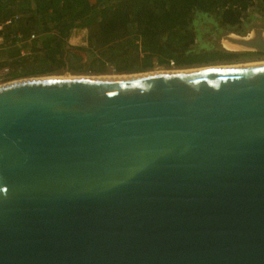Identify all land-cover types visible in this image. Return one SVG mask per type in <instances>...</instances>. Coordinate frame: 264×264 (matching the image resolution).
<instances>
[{"label":"water","instance_id":"1","mask_svg":"<svg viewBox=\"0 0 264 264\" xmlns=\"http://www.w3.org/2000/svg\"><path fill=\"white\" fill-rule=\"evenodd\" d=\"M139 73L0 85V264H264V62Z\"/></svg>","mask_w":264,"mask_h":264},{"label":"trees","instance_id":"2","mask_svg":"<svg viewBox=\"0 0 264 264\" xmlns=\"http://www.w3.org/2000/svg\"><path fill=\"white\" fill-rule=\"evenodd\" d=\"M254 7L264 12V0H0V17L19 15L0 31L1 45L7 47L0 56L9 58L13 76L55 71L75 50L68 39L82 27L87 29L84 50L96 51L105 60L94 57L87 64L76 63L71 67L77 71L103 72L108 63L124 72L145 71L157 63L169 66L171 61L178 66L228 61L239 54L221 47L192 50L197 40L194 20L209 15L219 30L238 31L246 26ZM173 14L170 29H163V21ZM18 31L38 35L25 43L28 53L24 55L10 46Z\"/></svg>","mask_w":264,"mask_h":264},{"label":"rangeland","instance_id":"3","mask_svg":"<svg viewBox=\"0 0 264 264\" xmlns=\"http://www.w3.org/2000/svg\"><path fill=\"white\" fill-rule=\"evenodd\" d=\"M248 18L246 19V25L248 26L249 23H257L264 26V12L259 10L258 7H254L251 10H249ZM171 19V21H169ZM174 14L169 17L168 20L163 21V29H170V24L174 20ZM193 27L196 30L197 33V40L194 45H192V50H195L197 52H204L208 50H212L217 47L223 46V39L227 32V30H219L216 28L215 20L213 17L209 15H201L199 17H196L194 20ZM223 35V36H222ZM69 45L72 47H75L74 51L79 54L80 57L83 58V60H80L81 63H89L90 59L94 57H99V59L105 60V58L102 55L96 54L98 52H88L84 50L87 46V29L85 28H78L75 30L73 35L68 39ZM225 46V45H224ZM82 49V51L77 50ZM73 50V49H72ZM26 53H28L26 51ZM96 55V56H95ZM264 61V55H251L248 57L238 58V59H232L228 61L224 60H215L210 62H202V63H194L191 65H183L178 66L175 64V62L171 61V64L169 66H162L160 64H156L151 69L145 70L146 72L149 71H155V70H176V69H185V68H195V67H204V66H226V65H233V64H246L251 62H262ZM110 62V61H109ZM111 63V62H110ZM95 67H99L98 64H94ZM143 71V72H145ZM12 69L10 68V72L6 77H3L0 79V84H5L8 82L24 79V78H43L45 76H60V75H116V74H132V73H139L142 71H124V72H117L115 70V67L111 64H107L106 70L103 72H96V71H89V70H74L67 66V64L63 65L60 69H57L52 72L47 73H39V74H30L26 76H13Z\"/></svg>","mask_w":264,"mask_h":264},{"label":"built area","instance_id":"4","mask_svg":"<svg viewBox=\"0 0 264 264\" xmlns=\"http://www.w3.org/2000/svg\"><path fill=\"white\" fill-rule=\"evenodd\" d=\"M19 18L18 14L15 15H6L0 17V31L3 30L6 26H9L16 22V20ZM38 35L35 32L29 33L27 36L24 35L23 32L18 31L15 35V41L14 43L10 44L17 47L19 49L20 54L24 55L26 54L27 49L25 48V43L28 41H32L36 39ZM4 41L3 36L0 34V50H3L6 46L1 45ZM7 48V47H6ZM9 58L0 56V79L3 77H6L8 73L10 72V64H9Z\"/></svg>","mask_w":264,"mask_h":264},{"label":"flooded vegetation","instance_id":"5","mask_svg":"<svg viewBox=\"0 0 264 264\" xmlns=\"http://www.w3.org/2000/svg\"><path fill=\"white\" fill-rule=\"evenodd\" d=\"M255 29H263L264 30V26L263 25H260V24H257V23H249L248 26L246 25L242 30H238V31H227L225 34L227 33H236V34H239L241 36H246V37H250V36H253V37H257V35L259 33H256L255 32ZM223 34V35H225ZM222 35V36H223ZM221 48L225 49V50H228V51H232V52H236L238 53L239 55L235 58V59H238V58H243V57H248V56H255V55H264V52L262 51H259V50H252V49H244V50H231V49H227L224 45L221 46ZM80 60H83L82 57L79 56V54L77 52H75L74 50H71L69 52V54L67 55V58H66V64L67 66L69 67V63H71V66L76 64V63H79ZM69 67L72 69V67Z\"/></svg>","mask_w":264,"mask_h":264},{"label":"bare ground","instance_id":"6","mask_svg":"<svg viewBox=\"0 0 264 264\" xmlns=\"http://www.w3.org/2000/svg\"><path fill=\"white\" fill-rule=\"evenodd\" d=\"M224 45L227 48L239 49V45H237L235 43H232L230 41H227V40L224 42ZM262 62H264V61H262ZM251 63H259V62H251ZM246 64H249V63H246ZM233 65H239V64H233ZM217 66H220V65H217ZM226 66H229V65H226ZM155 71H162V70H155ZM166 71H170V70H166ZM149 72H151V71H149ZM152 72H154V71H152ZM132 74H140V73H132ZM121 75L123 76V75H131V74L100 75V76H121ZM94 76L95 75H93V76H91V75H76V76H73V75H60V76H45L43 78H71V77H94ZM98 77H99V75H98ZM32 79H34V78H32ZM0 85H2V84H0Z\"/></svg>","mask_w":264,"mask_h":264}]
</instances>
